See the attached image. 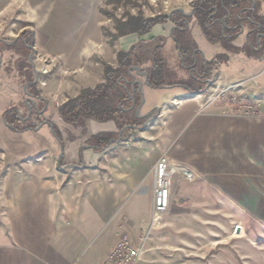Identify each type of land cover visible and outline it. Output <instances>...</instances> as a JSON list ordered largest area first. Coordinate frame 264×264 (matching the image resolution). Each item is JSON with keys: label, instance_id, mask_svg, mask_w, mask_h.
<instances>
[{"label": "crops", "instance_id": "1", "mask_svg": "<svg viewBox=\"0 0 264 264\" xmlns=\"http://www.w3.org/2000/svg\"><path fill=\"white\" fill-rule=\"evenodd\" d=\"M139 1L115 15L180 12L193 49L181 55L174 21L113 38L106 12H121L124 1L0 0V127L12 128L5 117L12 108L32 126L0 140V264H100L124 235L135 245L145 238L146 247L150 229L152 240L162 231L217 239L226 222L234 234L239 227L264 238V31L247 14L256 8L264 17V0L230 4L215 19L238 30L228 46L208 39L193 1ZM119 51L134 56L120 80L119 125L64 121L59 107L104 83V66L117 68ZM156 53L164 84L153 87ZM231 87L253 97L259 114L208 103ZM101 133L113 136L97 148L92 137ZM164 152L197 178L176 180L168 212L153 224V166Z\"/></svg>", "mask_w": 264, "mask_h": 264}, {"label": "trees", "instance_id": "2", "mask_svg": "<svg viewBox=\"0 0 264 264\" xmlns=\"http://www.w3.org/2000/svg\"><path fill=\"white\" fill-rule=\"evenodd\" d=\"M130 3V0H110V3L119 4ZM230 4H242V0H194L192 6L194 8L195 16L201 23L204 32L208 39L213 43H222L229 45L234 39V35L238 30H230L221 26L219 22L214 23L215 19H221L226 16L225 9ZM106 12V11H105ZM216 12L215 15H213ZM110 14L109 12H106ZM248 16L261 24V30L264 31V17L258 16L256 8H251L247 11ZM111 15V14H110ZM113 17V15H111ZM114 18V17H113ZM166 21H174L178 25L180 35L176 36V43L179 45L180 53L184 57L193 48L192 44L188 45L186 38L188 32L185 30L187 20L180 12H175L172 15H156L154 17H144L142 14L131 15L126 14L125 19H115L117 34L112 37L127 35L130 33H137L144 35L151 31L153 26L157 23ZM133 52L119 51L118 52V67L114 68L109 64L104 66L105 82L97 85L94 88H86L81 93L70 98L59 107V113L67 123L72 125H80L85 119H93L99 122L115 121L118 123V116L122 113L124 107V100L126 98V90L121 85L120 80L122 76L127 74L128 68L133 64ZM165 67L159 54L156 53V65L149 71V83L153 87L164 84L163 75ZM29 80H33L32 74H29ZM36 84L29 86V91L32 95L39 96L36 92ZM13 115V121L8 123L15 124L19 121L17 109H10ZM8 110V111H10ZM119 125V123H118ZM120 127H123L120 125ZM32 126L27 125L22 128L16 126L15 129L23 131L31 129ZM56 135L61 138V133L56 126H53ZM111 134H97L92 137V143L97 147H104L108 145L112 138Z\"/></svg>", "mask_w": 264, "mask_h": 264}, {"label": "rangeland", "instance_id": "3", "mask_svg": "<svg viewBox=\"0 0 264 264\" xmlns=\"http://www.w3.org/2000/svg\"><path fill=\"white\" fill-rule=\"evenodd\" d=\"M130 1L129 4L123 7L121 12L112 7L114 11H111L110 14L113 15L114 19H122L116 16L115 13L123 15L134 5L140 4L139 0ZM5 117L7 122L8 120L9 122L13 121L11 110L6 111ZM18 118L20 120L15 124L10 123L12 128L5 127V124L0 127V140H4L10 134H24V131L15 129L16 126L23 127L22 118L19 114ZM50 132L52 135H56L53 128ZM41 134L46 137L44 132H41ZM47 136L49 135L47 134ZM228 228L229 223L224 222L222 237L217 239L211 238L208 233L204 232L184 233V238H180L178 235L181 233L174 232L166 237V233L160 231L159 238L154 240L151 239L153 231L150 229L145 234L147 246L139 264H264V238H251L252 234H244L243 228L240 232L234 234ZM140 244L141 242L138 245Z\"/></svg>", "mask_w": 264, "mask_h": 264}, {"label": "built area", "instance_id": "4", "mask_svg": "<svg viewBox=\"0 0 264 264\" xmlns=\"http://www.w3.org/2000/svg\"><path fill=\"white\" fill-rule=\"evenodd\" d=\"M194 1V0H191ZM209 104H227L236 113L258 115V103L246 93H233L231 88L218 89L209 97ZM155 184L153 190V224H156L170 208V197L177 179L187 182L196 180L197 175L187 166L173 163L164 152L153 166ZM145 252V238L140 245H135L127 236H122L100 264H139Z\"/></svg>", "mask_w": 264, "mask_h": 264}, {"label": "water", "instance_id": "5", "mask_svg": "<svg viewBox=\"0 0 264 264\" xmlns=\"http://www.w3.org/2000/svg\"><path fill=\"white\" fill-rule=\"evenodd\" d=\"M30 101H31V100H28L27 103H28L29 107L31 108L32 105H31V102H30ZM237 232H240V228H239V227L237 228Z\"/></svg>", "mask_w": 264, "mask_h": 264}]
</instances>
